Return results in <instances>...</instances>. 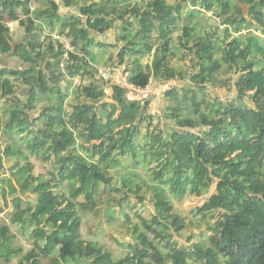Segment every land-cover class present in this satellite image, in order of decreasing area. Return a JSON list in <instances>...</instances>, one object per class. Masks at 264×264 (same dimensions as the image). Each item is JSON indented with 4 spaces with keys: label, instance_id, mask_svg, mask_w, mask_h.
I'll list each match as a JSON object with an SVG mask.
<instances>
[{
    "label": "trees",
    "instance_id": "obj_1",
    "mask_svg": "<svg viewBox=\"0 0 264 264\" xmlns=\"http://www.w3.org/2000/svg\"><path fill=\"white\" fill-rule=\"evenodd\" d=\"M239 1L251 18L242 17L233 0H61L63 8L74 10L71 16L59 14L53 0H0V57L13 62L0 64L5 138L0 171L4 159L14 160L11 177H0L1 211L8 207L7 195L13 207L6 224L33 241L26 257L18 258L14 234L0 226V261L264 264V39L249 36L244 47L239 34L256 27L264 35V0ZM208 12L226 16L223 24L232 25L237 36L230 37L226 28L222 37ZM12 22H18L20 35L10 33ZM110 29L120 44L118 63L129 64V85L145 89L153 77L188 80L189 85L165 92L161 115L148 112L150 99L129 101L117 83L111 86L112 102L105 100V83L93 65L103 59L96 51L110 45L96 43L91 32L103 36ZM62 34L84 57L64 58ZM145 57H152L147 69ZM112 59L113 54L105 63ZM228 71L237 75L228 88L235 90L234 99H208L204 88L228 87L229 78L222 77ZM29 154L51 172L40 167L33 175L29 158L25 166L20 163L21 155ZM130 167H143L154 185L144 190L143 183L136 184V170L124 180ZM214 184L216 194L194 211L206 220L208 244L168 246L170 232L184 230L168 196L203 197ZM126 192L135 195L133 206L151 195L156 214L137 217L148 233L161 238L165 251L139 225L132 233L134 244L123 245L124 260L82 237L80 212L97 213L104 199L118 205L131 224L126 197L114 199ZM111 213L106 210V217L113 218Z\"/></svg>",
    "mask_w": 264,
    "mask_h": 264
},
{
    "label": "rangeland",
    "instance_id": "obj_2",
    "mask_svg": "<svg viewBox=\"0 0 264 264\" xmlns=\"http://www.w3.org/2000/svg\"><path fill=\"white\" fill-rule=\"evenodd\" d=\"M233 1H234V4L236 6H239V5L241 6L242 17H246V18L250 17L251 18V14H249L248 7L246 5L241 4L239 0H233ZM206 16L209 18H212V20L210 22L215 23V25L218 27V31L220 32V35L222 37H227V35H228L226 32V28H228V30H229L228 32H229L230 37L237 36V33H235L233 31L232 25H229V27H227L223 24V21H224L223 19L226 18V16L223 18H219V17H217V15L214 12H208L206 14ZM9 24L10 23H8V27H10ZM11 24H13V22ZM17 27H19V26H17ZM14 29H12V31H10V33L18 36V34L15 32ZM59 29H60L59 26H57V30H59ZM54 33L56 34L57 32H54ZM239 34L244 36V41H243L244 47L247 45L246 41H247V37H249V36H252L255 38L260 37V39H264V38H262V37H264V35H262L260 33V31L256 29V27L252 28L249 31H243L242 30ZM65 36H66L65 34H62L60 37V41L62 43L67 39ZM41 39H43V36ZM62 51L64 54L65 52L63 50V47H62ZM77 52H80V50ZM113 52H114V55H113V59H112L111 63H105L106 61H101L102 59L99 58V59H97L96 64L93 65L96 68V73L98 71H104V70H107L109 73L110 72L115 73V75L112 74L111 79L106 80V81L103 80L105 83L104 84L105 93H106L105 100L107 102H112L111 101V95H112L111 86L116 84V82L120 81L119 75L122 73H126L127 67L129 65L127 63L122 64V65H120L118 63V53H119V47L118 46L113 50ZM102 56H103V59H105V60L108 59V56H106L105 54H102ZM4 57L5 58L0 57V64L1 65L13 64V62L10 63V61H7L6 55ZM151 59H152V57L143 58L141 60L142 66H144L147 69V65L152 64ZM187 61L188 60H186L185 63H187ZM189 66L192 67V64H189ZM183 68H184V66H183ZM185 68L187 69V67H185ZM116 71L119 74L117 80L114 78L116 76ZM225 72H226V70H225ZM222 77H223V79L229 78V80H227L228 87L216 85L215 88H213V87H211V85H207L204 88V90L202 91V93H204V95L207 96L208 99L219 98L221 101H232L234 99V97L236 95L235 90L233 88H230V90H229L228 88L231 86V84L234 81L237 80V75L234 74L233 72L229 73V71H228L227 74L222 72ZM231 79H232V82H231ZM79 82H80L79 77H75V79H73V83H74L73 85H78ZM63 84H66V83L63 82ZM184 85H189L188 80H186V81H179V80L164 81V80L153 77L151 79L149 85L145 88V89L151 88V94H149V98L151 97L152 101H153L152 104H150L148 107V112L150 114H153V115H161V113L163 112V106L165 104L164 103L165 99L163 97L165 92H167L168 90H170L174 87H182ZM132 87L133 86H131V85L130 86L128 85V88L125 87V89L127 91L126 96L129 95V91H130L129 88H132ZM133 88H135V87H133ZM136 89H139V88H136ZM145 89H140V90H145ZM249 95H251V93L248 94V96ZM130 97H131V99H138V98H134L133 96H129V98L128 97H126V98L129 101H133V100H130ZM149 98H147V99H149ZM139 99H141V98H139ZM159 100L161 103L159 102ZM140 101H145V100L142 99ZM169 104L170 103H167V105H169ZM160 128L161 129H168V126L165 127L164 124L161 123ZM192 132H196V131H192ZM3 134H4V131H1L0 132V146L1 147H4L3 144H4L5 138H2ZM11 138H12V141L15 142L12 135H11ZM14 142H13V144H14ZM14 147L16 148V150L18 149L17 145H15ZM27 159L30 162H32V164H33V171H32L33 175L38 174L40 167H43L47 171L51 172V166L49 168L45 167L43 164L40 163V161L37 158H35L31 154L27 155L26 158L22 157V155H21V157H20L21 165L25 166ZM50 161L52 162V158H50ZM13 163H14V160H11V159L5 160L4 159V161H3L4 169L0 171V177L1 178L2 177H11V171H10L9 167ZM132 170H136V176H135L134 182L136 184L137 183L138 184L143 183V185H141V186H144V190L147 189V186H149V185L153 186L154 185V184L149 182V180H150L149 174L146 172V170L143 167H139V168H134V167L131 168L130 167L129 169L125 170L123 173L124 180H128L131 178L130 171H132ZM114 171H115L114 169H111L110 173H113ZM55 173H56L55 175H57V171ZM115 181H116L115 185H120L118 179H115ZM52 182L56 184L55 181L52 180ZM62 185L66 186L67 184L64 183ZM65 186H64V188H65ZM5 192H7L6 189H5ZM213 194H216V185L215 184L211 187L209 193L203 197H190V198H187L185 200L179 201V200H175L174 198H170L167 195L171 205L173 206L174 215L175 216L178 215L180 217V219L182 218L181 224L184 226V230H182L180 232V234H175L173 231L170 232V234L172 236L170 237V239L168 241L169 242L168 246H170V244L172 243V245H174L173 248L178 249L180 247L190 248L193 245H195L196 243H201V242L204 243L205 245L208 244L207 238L210 237V233L207 231L206 220L204 219L205 220L204 221L201 218V216L194 215L195 214L194 211L197 208L203 206L204 203L208 200V198ZM124 196L126 197V200H127V201H124L125 204H127L126 206H130L132 208V212H130V217L132 219L130 225L126 224V222H125L126 219L121 214L120 207L116 204H113L112 201L109 202L108 199H104V200H102V202L99 203L97 213H95V212H80V214H83L81 219H80L81 225L79 228V230H81L80 232H81L82 237L85 240H91L97 246L104 247L115 258L124 260L127 258L128 250H126V248L123 245L124 244L126 245L127 243L134 244L135 237L132 236V233H133L134 227L139 225L138 230L140 232L145 233L146 236L148 237V239L150 241H152L154 243V245L158 246L162 251H165L166 247L160 242L161 238H154L151 233H148L146 231V229L143 227V225H140L139 218L137 217L140 215L143 219L147 220V219H150L151 215L156 214L154 206L151 204V201H150L151 195L150 194L147 195L145 202H143L142 204H138V206H133L136 204L137 199H136L135 195H133L130 192L118 194L117 197L114 199L117 201V199L119 200V199L123 198ZM23 197H25V196L21 195V198H23ZM30 197H32V196H30ZM6 199L8 201V207L5 210V212L1 211L2 204L0 202V226L6 225L9 228L11 234L17 233V231L15 230V227L12 224L10 226L7 225L9 223L8 219L10 217V213L12 211L13 206L11 203V199L7 198V195H6ZM108 209L112 212L111 214L114 215L113 218L109 219L106 217L105 212ZM213 222H214V220H213ZM171 229H173V228H171ZM17 234H16V236L13 235V240H14L12 243L13 246L18 250H20L19 247H21L23 250V253L30 250L33 245L32 246L30 245V243L28 241L29 238H26L25 235L22 236L19 233H17ZM17 236H19V238H22V239L21 240H19V238L17 239ZM23 253H20L21 255L20 254L17 255V257L18 258L25 257L23 255ZM0 263L2 264V260L0 261ZM9 264H17V261L16 262L12 261Z\"/></svg>",
    "mask_w": 264,
    "mask_h": 264
},
{
    "label": "crops",
    "instance_id": "obj_3",
    "mask_svg": "<svg viewBox=\"0 0 264 264\" xmlns=\"http://www.w3.org/2000/svg\"><path fill=\"white\" fill-rule=\"evenodd\" d=\"M57 5H59V14H65V15H73V14H75V12H74V10H72V9H70V8H63L62 6H61V0H53ZM35 6H32V8H34ZM197 9V8H196ZM33 10V9H32ZM68 14H67V13ZM83 20H85V19H83ZM10 25V31H12V29H14L15 30V32L17 33V34H19L20 35V31H19V28L17 27L18 26V23L17 22H13V24H9ZM43 26V28H45L44 27V25H42ZM227 27H229L228 25H227ZM22 32V31H21ZM48 31L46 30V32L45 33H47ZM45 35V34H44ZM91 35L92 36H94L95 37V39L97 40V42L96 43H103V44H107V45H110V47H109V49H99V50H97L96 52H97V56H102V53L101 52H104L105 50V52H104V54L106 55V56H111L112 54L114 55V52H113V50L118 46L119 48H120V44H117L116 43V35H115V30L114 29H110V30H108L106 33H104V35L103 36H99V34H97V33H95V32H91ZM97 37V38H96ZM260 38V37H259ZM262 38H264V37H262ZM104 40V41H103ZM5 58V57H4ZM107 60V59H106ZM105 59H102L101 61H106ZM129 96L130 95H127V97L129 98ZM150 99V104H152V98L150 97L149 98ZM149 99H143V100H149ZM130 100H133V101H140V100H142V99H131V97H130ZM141 102H143V101H141ZM159 102H160V100H159ZM161 103V102H160ZM10 221H11V217H10ZM81 231V230H80ZM15 236H16V234L17 233H13ZM12 235V234H11ZM18 235V234H17ZM19 238V236H17V239ZM26 238H29V236H26ZM22 238H19V240H21ZM13 238H12V243H13ZM28 241H29V243H30V245H33V241L29 238L28 239ZM14 247V246H13ZM15 248V247H14ZM19 248H21V247H19ZM16 249V248H15ZM22 249V248H21ZM18 250V249H17ZM29 251V250H28ZM28 251H26V252H28ZM18 252H19V254L20 253H23V250H22V252L20 251V250H18ZM26 252H24L23 253V255L26 257V255H25V253ZM21 255V254H20ZM117 260H119V259H117ZM12 261H17L18 262V260H17V258L15 257ZM1 264V263H0ZM2 264H5V263H3L2 262Z\"/></svg>",
    "mask_w": 264,
    "mask_h": 264
},
{
    "label": "built area",
    "instance_id": "obj_4",
    "mask_svg": "<svg viewBox=\"0 0 264 264\" xmlns=\"http://www.w3.org/2000/svg\"><path fill=\"white\" fill-rule=\"evenodd\" d=\"M63 50H64V57L66 60L69 59V54L70 53H73L75 54V56L81 58V57H84L83 53L80 51V52H77L76 48L74 46L71 45V43L66 39L64 42H63ZM107 70H104V71H98V74L101 76V78L103 80H109L111 79L112 77V74L115 75L114 72H106ZM121 72V71H120ZM118 73L116 71V76L114 77L116 80L118 78ZM128 76L129 74L127 73H122L119 75L120 77V81L119 82H116L118 85H121L122 87H126L128 88ZM130 86V85H129ZM129 95L130 96H133L134 98H141V99H147L149 98V94H151V88H147L145 90H140V89H136V88H129ZM135 94V95H134Z\"/></svg>",
    "mask_w": 264,
    "mask_h": 264
}]
</instances>
